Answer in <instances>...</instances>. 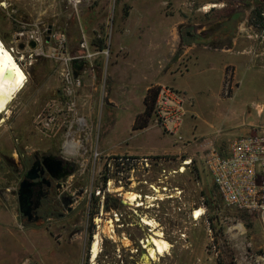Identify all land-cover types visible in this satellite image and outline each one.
Instances as JSON below:
<instances>
[{"label":"rangeland","instance_id":"1","mask_svg":"<svg viewBox=\"0 0 264 264\" xmlns=\"http://www.w3.org/2000/svg\"><path fill=\"white\" fill-rule=\"evenodd\" d=\"M118 1L120 4L116 5ZM34 3L37 5L35 10L31 8ZM123 3H125L123 0H107L103 4L97 1L87 4L85 6L87 9L93 8L96 11L103 9L99 16L104 18L99 22V16L89 17L93 18L92 22H97V26L87 27L84 25L85 7L80 15L72 16L66 21L63 13L52 5L51 0H0V39L5 47L12 51L28 77L25 86L11 104L10 116L4 122L1 119L6 115L0 116V206L15 212L19 222L25 224L17 209L16 189L20 180L18 172L21 164L27 166L25 157L28 153L40 149L53 150L72 161L75 170L65 181L72 188L76 185L75 190L79 186L82 188L78 203L71 204V211L68 214L61 218L52 216L59 222L73 223L69 228L70 233L60 236L59 233L10 235L0 232V264H10L12 260L16 263L20 257L15 255V251L42 253L61 245L70 250L71 256L68 258L70 264H90L89 257L86 262L84 259L87 252L86 244L92 241L97 231L94 219L97 216L112 219V213L115 211L122 214L118 221L119 226H116L112 219L113 231L110 232L105 227L103 231H106L100 233L101 240L95 264H156L145 259V249L141 248L140 240L148 234L147 228L139 222L141 216L155 220L158 224L156 228L170 244L167 253L159 257L157 264H264V227L254 215L245 214L242 217L241 213L223 205L215 215L208 213L204 198L211 189H214L200 158V145L191 143L177 158L163 155L167 160L163 167L170 172L160 178V167L153 166L148 179L155 182L154 186L165 184L167 189L164 191L159 189L162 198L153 199L147 208L141 205L136 209V213L120 201L122 195L119 193L130 190L127 184L119 186L110 182L108 187V184L102 182L99 174L101 162L93 159L94 151L99 152L95 140L103 129L98 128L96 122L101 110L104 112L105 121L108 122L115 107L108 104L101 106L99 89H94L89 85V81H84L83 75L76 105L72 110L69 109L67 100L60 96L62 85L60 65L49 57L52 38L45 40L47 34L45 28L51 22L60 25V31L66 40L65 53L75 52L82 36L98 46L101 43L98 40L95 42L94 33L97 29L103 32L112 7L115 5L125 9ZM53 8H56L54 15ZM37 27L41 41L34 46L35 48L29 49L28 44L26 46L23 43L24 36H20L19 33L25 34ZM34 51L37 54H34ZM72 66L75 73L89 67L94 75L92 85L97 84L96 72L100 71V63L95 62L92 66L79 63ZM224 76L223 74L221 80V94ZM231 81L234 86L233 75ZM219 82L220 75L214 73L212 78L205 80L202 88L195 90L192 103L188 102L193 104L194 118L189 119L185 129L180 133L182 142H185L186 138L195 141L215 138V132L221 130L224 139L217 145L222 150L229 142L225 138L238 135L243 130L242 127L250 126V129L264 130V126L261 125L264 124V110L256 117L254 106L255 102L264 103V80L246 78L239 83L237 92L231 100L215 103ZM87 85L90 89L85 91ZM242 104L248 105L249 109L246 111L245 107L241 108ZM80 116L83 117L82 126L74 121ZM105 136V139L111 142L112 131ZM168 137L177 140L175 136ZM69 139L78 142V147L74 153L65 154L63 142ZM187 157H190V162L183 165L182 172H171L172 169L177 170L181 160ZM157 178H160L162 183H158ZM114 187H119V190L109 191V188ZM173 187H176V190ZM145 188L142 186V193L156 196L153 190L149 192ZM75 190L72 189V192ZM211 193L216 197L215 191ZM146 204L148 202L144 203ZM200 207L206 208L204 213L197 219L191 218V212ZM237 225L242 227V231H239ZM124 237L127 242L124 241ZM12 251L14 253L10 254Z\"/></svg>","mask_w":264,"mask_h":264},{"label":"crops","instance_id":"2","mask_svg":"<svg viewBox=\"0 0 264 264\" xmlns=\"http://www.w3.org/2000/svg\"><path fill=\"white\" fill-rule=\"evenodd\" d=\"M95 1L103 4L107 0ZM123 1L125 9L114 5L105 21L110 28V54L106 62L100 58L93 61L101 64L100 71L96 72L97 84L92 85L94 75L90 68L83 67L86 71L84 81L99 89V104L115 107L108 122L102 110L97 117L96 126L103 128L95 140L99 152L103 155H172L177 158L191 143L200 145L201 149L208 139L220 149L217 143L224 139L221 130L215 132V138L200 141L186 138L185 142H180L168 137L175 135L163 132L151 118L143 127H133V123L144 107L143 96L151 87H169L184 94V113L178 129L181 133L189 119L194 118L193 104L188 102L192 103L195 90L202 88L205 80L212 78L214 73L220 75L215 103L231 100L239 83L246 78L264 80V37L248 36L250 32L260 30L262 19L259 16L264 12V0ZM209 3L216 6L204 9L203 6ZM31 8L37 9L36 3ZM85 9L84 25L96 27L97 22H92L93 18L89 17H98L103 9ZM98 19L101 22L104 18L99 16ZM72 63L89 64L85 60ZM226 67L232 68L235 82L229 96H223L220 91ZM88 89L87 85L84 90ZM241 106L246 111L249 109L246 104ZM254 106L255 112L258 110L257 117L262 114L264 103L255 102ZM249 127H242L238 135L249 132L252 129ZM110 130L112 140L108 142L105 135ZM70 227L66 221L58 220L47 228L22 224L15 212L0 206L1 233H59L61 236L70 233ZM69 251L64 245L42 253L15 251L20 258L10 264H70ZM39 257L43 258L38 260Z\"/></svg>","mask_w":264,"mask_h":264},{"label":"built area","instance_id":"3","mask_svg":"<svg viewBox=\"0 0 264 264\" xmlns=\"http://www.w3.org/2000/svg\"><path fill=\"white\" fill-rule=\"evenodd\" d=\"M51 1L52 5L57 7L63 13L65 20L68 21L72 16L77 17L80 15L83 7L95 0ZM52 10V15L56 14V8ZM262 16H264V12H262ZM45 29L47 33L45 40L48 41L49 38H52V49L49 57L60 65L59 75L62 83L60 96L62 99L67 100L66 104L72 110L78 99L77 93L82 86L83 75L86 73L85 69L75 73L72 62L85 60L89 62V66H92L96 58L106 62L110 54V28L108 27V22H106L103 32L97 29L94 33V37L101 41V47L96 46L91 40H86L82 36L77 45L78 49L72 54L64 52L66 40L64 34L60 31L58 23L51 22L47 24ZM19 35L24 36L23 43L26 46L30 40L35 41L36 44L41 41L38 27L30 29L25 34L21 32ZM248 36L259 39L264 37V25L260 27L259 32H250ZM34 54L37 53L34 51ZM224 75L221 87L222 94L229 96L233 88L231 81L232 68L226 67ZM184 102L185 97L182 92L169 87H159L150 115L155 126L159 127L163 132L174 134L179 141L182 140L178 129L184 113ZM82 120L83 117L80 116L76 117L74 121L82 126ZM200 158L222 205L232 208L236 212L254 215L264 227V130L251 129L247 133L237 135L230 139L226 148L222 150L217 149L212 141L206 140L204 146L200 149ZM93 159L101 162L99 174L102 179L105 177L104 183L108 184L110 181L119 184V186L127 184L130 187V191H134L137 195H142L143 198L149 194L141 192L142 186L146 187L145 189L148 191L153 190L151 186L155 182L148 179L152 173L153 166L160 167V178L165 177V173L170 172L163 167L164 162L167 161L163 155H103L94 151ZM185 160H188V162L184 163ZM189 162L190 157L183 158L180 166L188 165ZM180 166L177 170L172 169L171 172H182L183 170L178 171ZM160 178L156 179L158 183H162ZM156 187L162 191L167 189L165 184L156 185ZM175 188L173 187V189ZM128 207L134 213H136L135 211L138 208L131 205ZM204 207L203 209L201 208V214L206 209ZM192 212L191 218L193 219H197L201 215L194 218ZM121 216L122 214L119 211L112 213V219L116 226H119L118 221ZM94 226L97 228L96 222H94Z\"/></svg>","mask_w":264,"mask_h":264},{"label":"bare ground","instance_id":"4","mask_svg":"<svg viewBox=\"0 0 264 264\" xmlns=\"http://www.w3.org/2000/svg\"><path fill=\"white\" fill-rule=\"evenodd\" d=\"M5 2H2L4 4ZM216 6L215 3L205 4L203 7L207 9L208 7ZM35 48V47H34ZM36 50V49H35ZM23 56H21L22 58ZM28 80L27 74L25 70L22 68L21 64L15 59V56L12 54V51L5 47L3 42L0 39V116L6 115L4 118H0L2 122L10 115V107L13 103L14 99L21 92L23 87L25 86ZM258 113V110L256 109ZM3 117V116H2ZM78 147V142L69 139L63 142V149L65 153L71 154L76 151L75 148ZM188 160H185L184 163H187ZM183 166H180L178 171L183 170ZM108 187H110V181L108 182ZM153 191L156 193L154 195H146L144 198L142 195H137L134 191L125 190L121 191L119 194L122 195V200L125 205L131 206H141L147 208L151 205L153 199H161V194H159V190L156 186H151ZM119 187L109 188V191H118ZM145 199V200H143ZM147 203L144 205V203ZM136 212V211H135ZM202 213L201 207L198 209H194L192 215L194 218H197L198 215ZM97 223V231L93 235V239L91 241L90 250H89V261L90 264H95V257L99 252V243L101 240L100 233L104 232L103 229L106 227L110 232L113 231V223L111 218H102L95 217L94 219ZM139 222L143 227L147 228L148 234L145 235L140 240L141 248L145 249V259L158 263L159 257L163 256L167 253L168 248H170V244L163 238L161 231H159L157 222L152 218H147L146 216H141ZM100 223V224H99ZM239 231H242V227L240 225L236 226ZM105 228V229H106ZM107 230V231H108ZM127 239L124 237V241ZM128 241V240H127ZM126 241V242H127ZM101 246V245H100ZM144 257V256H143Z\"/></svg>","mask_w":264,"mask_h":264},{"label":"flooded vegetation","instance_id":"5","mask_svg":"<svg viewBox=\"0 0 264 264\" xmlns=\"http://www.w3.org/2000/svg\"><path fill=\"white\" fill-rule=\"evenodd\" d=\"M25 158L27 159V166L20 165L21 169L18 172L20 180L23 178L24 172L32 165L34 166L35 177L30 180L29 209L26 214L18 211V215L24 220L25 224L32 223L38 227L47 228L51 222L55 223L57 220L52 218L53 215L61 218L64 214H68L71 211V204L78 203V199L82 194L81 186L75 190L76 185L72 188L65 181L66 177L75 170V164L61 154L46 149L28 153ZM57 160H60L58 165H56ZM72 189L75 190L74 193ZM66 224L73 225L71 222H66ZM90 245L91 241L86 244L85 251L87 252L85 253L84 262L89 257L88 249Z\"/></svg>","mask_w":264,"mask_h":264},{"label":"trees","instance_id":"6","mask_svg":"<svg viewBox=\"0 0 264 264\" xmlns=\"http://www.w3.org/2000/svg\"><path fill=\"white\" fill-rule=\"evenodd\" d=\"M259 17L262 19V22L260 23V25L262 26V25H264V16H259ZM92 40L95 41V39H92ZM183 40H185V39L183 38ZM95 42H97V39ZM98 42L101 43L100 40H98ZM93 44H95V43H93ZM101 46H102L101 44L98 45V47H101ZM158 89H159V86L151 87V88H148L147 91L145 92V94L143 96V100H142L144 107H143L142 111L136 115L135 121L133 123V127H143L147 124V121L150 118V115L152 112V106H153L155 97L157 95ZM102 180H103L102 182L104 183L105 177H103ZM211 191L213 192L214 190L211 189ZM211 191L204 198V202H205L206 207L208 209V213L215 215L220 210L222 203L218 199L217 195L215 197V195H213V193H211ZM238 213H241L242 217L245 215V213H243V212H238Z\"/></svg>","mask_w":264,"mask_h":264},{"label":"water","instance_id":"7","mask_svg":"<svg viewBox=\"0 0 264 264\" xmlns=\"http://www.w3.org/2000/svg\"><path fill=\"white\" fill-rule=\"evenodd\" d=\"M36 45L35 41L30 40L28 46L30 48ZM60 160L56 161V165L59 164ZM57 167V166H56ZM35 177L34 166L32 165L28 170L24 172L23 178L18 182V187L16 191V201L18 206V211L22 214H26V211L29 209L30 205V185L31 179ZM123 204V200H120Z\"/></svg>","mask_w":264,"mask_h":264}]
</instances>
